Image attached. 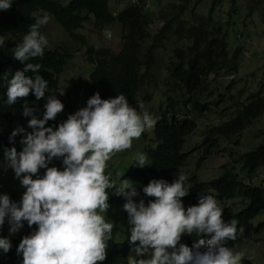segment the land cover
I'll return each instance as SVG.
<instances>
[{
  "label": "clouds",
  "instance_id": "1",
  "mask_svg": "<svg viewBox=\"0 0 264 264\" xmlns=\"http://www.w3.org/2000/svg\"><path fill=\"white\" fill-rule=\"evenodd\" d=\"M12 3L0 0V11ZM48 21L47 13L37 16L12 50V58L23 64V69L10 78L7 72L0 76L7 85L6 97L0 94V264H4L1 253L10 251L11 243L17 244L20 264H240L241 247L253 239L226 246L243 231L236 218L223 219L227 209L236 210V202L199 189L197 203L184 206L181 198L189 188L183 174L171 183L150 180L142 192L153 199L134 202L138 193L124 180L134 163L123 180L106 173L111 156L129 149L134 139L153 130L160 115L154 119L142 110V104L130 105L123 94L101 99L94 93L81 108L71 98H82V89L62 100L72 103L74 113L55 128L46 126L63 110L57 93L64 95V88L45 95L48 81L27 73L39 72L40 64L28 61L43 56L48 40L41 28ZM111 35L105 30L106 38L111 39ZM4 41L0 37V47ZM30 92L36 101H46L41 118L26 100L22 108L13 107L18 98H26ZM146 160L142 152L134 155L139 167L149 162ZM262 166L252 175L246 173L247 181L257 185ZM113 189L124 198L122 207H113ZM117 208L123 210L125 230L122 223L113 224L106 217L107 211L113 217ZM25 224L29 229L23 231ZM193 234L206 238L189 247L187 235Z\"/></svg>",
  "mask_w": 264,
  "mask_h": 264
},
{
  "label": "trees",
  "instance_id": "2",
  "mask_svg": "<svg viewBox=\"0 0 264 264\" xmlns=\"http://www.w3.org/2000/svg\"><path fill=\"white\" fill-rule=\"evenodd\" d=\"M240 1L150 0L157 9L154 12L148 0L119 4L113 0L115 10L111 8L110 0H13L9 9L0 11V37L5 40L0 47V76L7 72L10 78L16 70L23 69L24 65L12 58V50L21 42L35 18L44 13L62 26L73 43L87 44L79 31L92 20L101 30L107 26H120L119 50L96 44L87 49V62L93 66L89 77L91 94L99 93L101 99L123 94L133 107L137 104L144 107L152 101V91L163 87L165 98L160 117L153 127L155 140L159 143L157 149L149 151L150 160L145 166L134 163L124 178L138 193L133 197L134 202L144 199L147 203L153 199L142 192L150 180L164 179L171 183L178 174H183L185 186L189 188L188 194L181 198L184 206L197 203L195 198L201 196L199 189L205 190L204 193L213 192L222 200L236 202V210L227 209L223 219L236 218L238 228L242 226L243 231L234 240L227 241L226 246L242 244L260 236L264 229V223L262 226L253 223L264 213V186L253 185L244 176L256 173L264 165V142L243 154L240 141L246 127L264 115V88L250 92L247 83L241 86L242 79L237 73L241 49L230 50L228 30L215 23L221 4H229L230 21L227 23H230L238 14ZM263 2L250 0V13L264 7ZM261 15L264 22L263 10ZM155 19L161 25L151 33L150 27ZM44 29L45 25L41 28L43 34ZM168 41H175L177 45L169 51L168 61L161 62L165 76L160 85L153 69L160 64L158 56ZM68 50H52L48 44L43 56L28 61L40 64L38 73L29 72L27 75L39 74L48 81L45 95L55 94L59 89V76L72 59ZM253 82L251 80L250 84ZM6 88V83L0 80V94L4 97ZM25 100L35 106V114L41 118L46 101H36L30 92L28 97L18 98L13 103L14 109L22 108ZM60 101L63 110L46 126L55 128L74 113L72 103ZM1 112L12 120L7 111ZM211 116L217 123L204 121ZM225 153L232 163L224 165L221 174L215 178L203 179L197 170H186L192 156L198 159L197 168H200L205 159ZM114 193L113 189V207H122L124 198ZM204 238L187 235V246ZM11 245L10 251L1 253L4 264H20L22 257L16 253L17 244Z\"/></svg>",
  "mask_w": 264,
  "mask_h": 264
},
{
  "label": "rangeland",
  "instance_id": "3",
  "mask_svg": "<svg viewBox=\"0 0 264 264\" xmlns=\"http://www.w3.org/2000/svg\"><path fill=\"white\" fill-rule=\"evenodd\" d=\"M57 1L60 2L63 0ZM114 1H118L119 4L121 2H129L130 0ZM112 2L113 0H110L111 8L112 10H115V3ZM249 2L250 0H242L239 2L238 14L234 19H232V21L234 20V24L232 21L227 23L230 21L228 16L230 9L227 6L229 4L226 6L221 4L215 15V23L228 30L230 50L233 51L237 48L241 49L239 71L237 73L239 78L242 79L241 86L247 83V89L251 88V92L260 87L264 88V22L261 15V11H264V7L255 9L251 14V5H249ZM148 3L151 4L150 0ZM63 5L66 4L63 3ZM151 8L152 11H157L152 4ZM155 21L156 22L150 27L151 33H155L157 28L161 25L156 19ZM120 28L121 27L118 25L105 27V30H109L112 34L111 39H108L104 36L105 30L99 29L93 20L87 22L85 27L79 31L87 42L85 45L71 42L68 34L62 26L57 23L53 17H49V21L45 25L44 35L48 40V44H50V49L67 48L69 49V53L72 54V59L68 61L66 70L59 76V89L64 88V95H59V99L67 101L71 98V95H77L82 89H84L85 94L82 98H71V100L74 104H76V106H80L81 108L86 106L87 99L93 95L90 92L89 78L91 72L93 71V66L87 62V49L92 44H96L98 47L109 46L112 47L113 50H119L121 47ZM175 41H168L165 43L166 48L163 49L158 56L160 64L153 69V75L160 85L162 83L161 80H164L163 76H165L163 75L164 71L162 69L163 66L161 67V62L165 63L168 61V57L170 55L169 51L171 52L172 48L177 45ZM251 80H254L253 85L250 84ZM238 85H240V83ZM162 89L163 87H159L152 91V101L150 104L145 105L142 109L143 111L151 114L154 119L158 117L165 103ZM204 121L217 123L214 116L208 117L204 119ZM240 141L242 145L241 152L243 154L255 150L264 142V115L257 120H253L251 124L246 127ZM156 148L157 143L155 142L154 132L152 129L147 130L139 138L132 141V145L129 149L113 154L107 161L105 171L106 173H110L113 179H117L119 176V178L123 180L122 178L127 173L130 166L135 163L134 155L136 153H144L147 157L146 161H149V151ZM226 153L216 154L218 156L205 159L201 162L200 168H197L198 159L192 156L189 159L186 170H197V173L201 175L203 179L215 178L221 174L224 165L232 163ZM51 166H54V162ZM61 167L62 164L60 162L57 165V168L60 169ZM258 174L259 176L257 180H255V183L257 185H261L264 182V166L261 167ZM117 182L119 183V180H117ZM106 217L110 219L113 224L122 223L125 230L127 221L123 216V210L121 208H117L113 217H109L107 211ZM262 222H264V213L254 220L253 223L257 226ZM27 229H29V227L25 224L22 230L25 231ZM241 251L245 258L243 259V255H241L240 264H264V232L261 236H259V238L253 239L243 245L241 247Z\"/></svg>",
  "mask_w": 264,
  "mask_h": 264
}]
</instances>
